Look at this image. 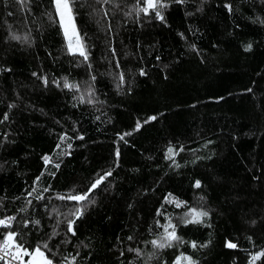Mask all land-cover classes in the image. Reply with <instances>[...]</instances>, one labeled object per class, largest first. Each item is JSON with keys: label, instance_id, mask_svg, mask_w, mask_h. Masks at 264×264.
<instances>
[{"label": "trees", "instance_id": "obj_1", "mask_svg": "<svg viewBox=\"0 0 264 264\" xmlns=\"http://www.w3.org/2000/svg\"><path fill=\"white\" fill-rule=\"evenodd\" d=\"M161 3L72 0L85 60L54 0H0V241L52 264H264V0Z\"/></svg>", "mask_w": 264, "mask_h": 264}, {"label": "snow or ice", "instance_id": "obj_2", "mask_svg": "<svg viewBox=\"0 0 264 264\" xmlns=\"http://www.w3.org/2000/svg\"><path fill=\"white\" fill-rule=\"evenodd\" d=\"M18 2L23 3V0H18ZM105 2H107V0H105ZM145 7L139 9V11L147 14L149 9H152L155 11V14L157 16V18H159L160 20H163V16L161 15L160 12V8L165 7L166 5H164L163 3H161V0H143ZM177 2H181V0H177ZM54 4L56 6V11L60 17V21H61V27L64 29V34L66 39H68L69 42V51H73V45H72V38L74 37L76 40V44H77V50L79 51V54L81 56L84 57L85 60L88 59L87 57V53L86 51L83 49V45L81 43V38L79 37V35L76 32L75 29V25L72 23V0H54ZM225 7H228L229 10H231V7L229 5H225ZM67 19V23H65ZM71 30V31H70ZM13 39H19V37H15L13 36ZM251 45L248 46V48H250ZM247 50V49H246ZM141 75H144L145 73L143 72V70H141ZM121 83L124 82V78L123 75H121ZM46 82V81H45ZM64 87L66 88H71V87H75L74 85H70L67 82H65ZM81 102H83V100H81ZM91 102V101H89ZM4 119H7V115L5 114ZM150 119H155V117H151ZM141 127L140 123H137V130ZM125 135H130V133H125ZM80 139H83V137H79ZM65 139V137H61V141H63ZM121 139H123V137H121ZM57 147L59 148L60 145H57ZM69 147H71V145H69ZM173 154V150L171 148L168 149V158H171ZM117 155H119V152H117ZM45 164H48L50 161V157H45ZM57 167H59V165H56ZM106 175H111V173H106ZM105 177H100L99 179H97L92 185L91 188L88 190L89 192L93 191L94 189H96L104 180ZM39 179V178H37ZM199 181L196 182V187H199ZM60 199H65V197H59ZM88 198V194L85 193L83 195H73V196H69L67 197V199L70 200H75L77 202L80 201H84ZM177 206L179 207L180 205L177 204ZM191 214H192V219L191 220H186V223H199L200 218L203 216H206L207 213L206 212H198L196 211V209H191L190 210ZM83 213L80 211V209L76 210L75 215L77 216V218H79L80 215H82ZM187 215V213H186ZM14 219V217H10L7 218V220H0V226L5 227V228H9L11 227V221ZM35 223H39V221H36ZM75 223V221H69L68 223V231L72 232L73 235H75V232L73 230V224ZM168 228H172L173 230L171 232H168ZM165 232L167 233L166 236V243L167 246L171 247V241H179V237L176 235L175 233V226L172 225L171 223L168 225L167 228H165ZM16 233L14 232H8L5 236L4 239L2 241H0V252H3L4 255H0V260H5L6 256L11 255V259L12 260H19L20 264H52V261L47 259L44 255V252L41 251L40 248H36L34 251L29 252V250L23 248L22 245H20L19 243H17L16 241ZM131 239V238H130ZM152 244L154 247H165V243H159L157 241H152ZM228 248H235L237 247L236 244L234 243H227L226 245ZM45 248H47V244L44 245ZM192 247H196L195 243L192 244ZM13 251L15 252L14 255H12ZM260 255H264V253L260 254ZM22 256H29L30 259L25 262L22 259ZM259 256L254 257V259H258ZM75 259V258H73ZM181 261H187V264H195L194 261L191 260L190 257H178L177 258V264H181ZM5 264H11L10 260H5Z\"/></svg>", "mask_w": 264, "mask_h": 264}, {"label": "rangeland", "instance_id": "obj_3", "mask_svg": "<svg viewBox=\"0 0 264 264\" xmlns=\"http://www.w3.org/2000/svg\"><path fill=\"white\" fill-rule=\"evenodd\" d=\"M55 8H56V6H55ZM58 14V13H57ZM58 18H59V23H60V27H61V21H60V17H59V15H58ZM65 23H67V19H66V21H65ZM72 23H73V19H72ZM74 24V23H73ZM61 31H62V34H63V36H64V39H65V44H66V48H67V50L69 51V42H68V39H66V37H65V34H64V29L61 27ZM71 31V30H70ZM72 45H73V51H69L70 53H76V54H79V51L77 50V44H76V40H75V38L73 37L72 38ZM36 249V248H35ZM35 249H33L32 251H34ZM31 251V252H32ZM22 259H23V261H25V262H27L29 259H30V257L29 256H27V258H24V256H22ZM176 264V263H175Z\"/></svg>", "mask_w": 264, "mask_h": 264}, {"label": "built area", "instance_id": "obj_4", "mask_svg": "<svg viewBox=\"0 0 264 264\" xmlns=\"http://www.w3.org/2000/svg\"><path fill=\"white\" fill-rule=\"evenodd\" d=\"M14 254H15V252L13 251L12 255H14ZM0 255H4V253L3 252H0ZM5 260H10L11 261V264H20V261L19 260H12L11 259V255L6 256L5 257ZM5 260H0V262H2L3 264H5Z\"/></svg>", "mask_w": 264, "mask_h": 264}, {"label": "water", "instance_id": "obj_5", "mask_svg": "<svg viewBox=\"0 0 264 264\" xmlns=\"http://www.w3.org/2000/svg\"><path fill=\"white\" fill-rule=\"evenodd\" d=\"M67 199V198H66ZM68 201H70V202H74V203H79V202H77V201H75V200H70V199H67Z\"/></svg>", "mask_w": 264, "mask_h": 264}]
</instances>
